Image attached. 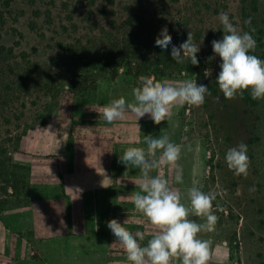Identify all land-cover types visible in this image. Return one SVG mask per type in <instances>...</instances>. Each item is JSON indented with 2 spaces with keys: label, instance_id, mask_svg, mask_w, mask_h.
<instances>
[{
  "label": "rangeland",
  "instance_id": "374dc122",
  "mask_svg": "<svg viewBox=\"0 0 264 264\" xmlns=\"http://www.w3.org/2000/svg\"><path fill=\"white\" fill-rule=\"evenodd\" d=\"M253 1L116 0L111 6L109 0H0V132L27 129L19 151L13 154L14 161L31 163L33 185L43 184L45 189H83L86 184L90 189H122L121 220L129 229L132 216L140 215L134 206V197L140 194L135 184L140 172L119 166V161L130 150L146 152L145 140L167 135L172 142L183 145L178 164L184 182L176 184L175 170L168 167L153 170L151 175L167 178L170 187L181 193L195 185L204 192L218 194L213 201V212L218 217L214 230L198 234L209 241L207 264L215 255L225 260L217 251L220 247L232 263L264 264V100L250 106L240 95L223 99L216 85L217 92L209 88L211 95L205 97L203 105L175 104L160 125H154L151 119L139 122L131 117L108 123L102 118L104 105L120 97L128 104L134 103L136 88L130 86L128 77L120 75L115 80L98 79L92 95L77 104L54 106L53 116L44 125H34L30 118L48 103L42 90L45 83L59 68L65 69L58 43L79 38L85 41L112 20L120 23L129 16L141 15L162 33L167 30L176 37L178 45L190 33L200 47L197 55L211 65L203 81L208 87L216 83L220 71L219 57L209 58L213 56L211 41L223 36L217 19L221 13H227L242 32L247 21L244 15L254 20L257 47L251 54L264 60V36L260 38L256 33L264 20V0H255V12ZM183 80L197 82L183 73L161 78L157 84ZM240 143L248 146L246 177L234 175L224 158L229 148ZM98 164L105 165V169L97 170ZM104 177L109 187L100 186ZM189 219L203 222L200 217ZM80 233H74L75 247H80ZM89 239L98 242L96 235ZM29 256L37 259L34 248ZM121 260L127 264L123 250ZM173 264H179V260Z\"/></svg>",
  "mask_w": 264,
  "mask_h": 264
},
{
  "label": "clouds",
  "instance_id": "9594fccd",
  "mask_svg": "<svg viewBox=\"0 0 264 264\" xmlns=\"http://www.w3.org/2000/svg\"><path fill=\"white\" fill-rule=\"evenodd\" d=\"M217 19L222 25L223 36L211 41L213 56L209 59L219 57L221 61L215 81L222 98L235 99L249 91L253 100H264V60L250 54L255 51L257 41L250 32L238 30L227 13H221ZM155 51L162 56L170 55L177 64L184 63L186 58L194 66L199 64L197 53L200 47L193 42L190 33L184 42L174 46L165 30L156 42ZM208 95H211L209 87L193 80L164 81L161 84L144 81L134 90V103H126L124 97L113 99L102 107V118L108 123L123 122L129 117L139 122L151 119L154 125H160L166 121L173 105L199 107ZM144 145L146 152L128 151L119 166L140 172V179L135 181L140 194L134 197V206L155 234L142 246L145 232L136 231L133 235L119 223H111L108 232L113 237L112 244L123 250L127 264H173L174 260H179V264H207L209 241L200 239L198 234L214 230L218 217L213 212V201L218 194L204 192L195 185L181 193L170 187L167 178L151 175L153 170L168 167L175 170L174 182L183 184V169L178 164L182 144L174 143L164 135L151 137L144 141ZM247 153L248 146L240 143L225 154L228 169L238 177L248 175ZM104 180L105 177L100 186L109 187ZM184 200L187 203L182 202ZM192 216L202 218L203 222L189 219Z\"/></svg>",
  "mask_w": 264,
  "mask_h": 264
},
{
  "label": "trees",
  "instance_id": "16d2710c",
  "mask_svg": "<svg viewBox=\"0 0 264 264\" xmlns=\"http://www.w3.org/2000/svg\"><path fill=\"white\" fill-rule=\"evenodd\" d=\"M115 3L116 0H109L111 6ZM255 4L254 0V12ZM244 17L247 21L243 23V31L253 35L255 30L252 24L255 22L249 15ZM262 23V28L256 31L260 38L264 36V20ZM161 35L160 29L149 20L141 15H133L120 23L110 21L100 27L98 34H91L85 41L79 38L66 44L58 43L65 69L59 68L55 76L49 79L51 81L45 83L42 90L48 103L30 115L32 123L44 125L53 116L54 106L63 103L71 105L70 102L77 104V101L91 96L98 79L115 80L123 75L131 80L130 86L138 88L144 81L157 84L161 78L186 73L199 84L203 83L207 68L211 66L209 61L197 55V66L192 65L187 58L184 63L177 64L170 55H160L155 51V45ZM170 38L173 45L178 46V39L173 36ZM143 75L147 77L142 78ZM216 85L209 86L213 93L217 92ZM240 98L250 106L258 103L247 91ZM26 130L21 129L18 133L13 130L0 132V217L4 211L25 206L29 201V168L13 159Z\"/></svg>",
  "mask_w": 264,
  "mask_h": 264
},
{
  "label": "crops",
  "instance_id": "0c3cea01",
  "mask_svg": "<svg viewBox=\"0 0 264 264\" xmlns=\"http://www.w3.org/2000/svg\"><path fill=\"white\" fill-rule=\"evenodd\" d=\"M19 164L29 167V201L1 214L0 264H122V249L112 244L108 232L111 223L123 227L122 189H90L89 184L81 192L45 189L43 184L33 185L31 163ZM102 169L105 165L98 164L97 170ZM129 225L125 230L133 235L145 232L143 245L153 236L152 226L141 213L133 215ZM76 230L82 236L80 247L74 245ZM94 235L98 237L96 243L89 239ZM31 248L36 250L37 259L29 256ZM218 250L225 260L215 255L209 264H235L224 248Z\"/></svg>",
  "mask_w": 264,
  "mask_h": 264
}]
</instances>
